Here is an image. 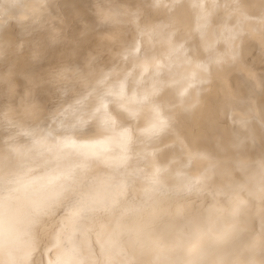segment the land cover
I'll list each match as a JSON object with an SVG mask.
<instances>
[{"label":"bare ground","instance_id":"obj_1","mask_svg":"<svg viewBox=\"0 0 264 264\" xmlns=\"http://www.w3.org/2000/svg\"><path fill=\"white\" fill-rule=\"evenodd\" d=\"M12 3L0 264H264V0ZM154 107L171 119L158 136ZM49 129L77 143L127 130V159L57 161L33 145Z\"/></svg>","mask_w":264,"mask_h":264},{"label":"snow or ice","instance_id":"obj_2","mask_svg":"<svg viewBox=\"0 0 264 264\" xmlns=\"http://www.w3.org/2000/svg\"><path fill=\"white\" fill-rule=\"evenodd\" d=\"M5 2L6 0H0V20H3L4 17L8 15V9L4 7ZM19 4L20 0H13L12 6L16 7ZM205 71H207L206 68ZM200 83L207 84L209 81L207 79H202ZM147 100L148 96L145 95L140 102H146ZM104 106V102L101 100V105L100 108L97 109V112H99ZM153 111L155 113L154 120L146 131L151 133L153 136H158L169 129L171 119L164 117L158 108L154 107ZM130 140L131 137L129 132L126 130L109 140L84 141L82 143H77V141L68 137L57 138L53 135L52 130L49 129L46 134L34 136L33 145L34 147L53 153L57 161L61 158L62 153H64L66 149H74L81 156V162L78 165L80 168L87 167L89 159L99 160L110 167H119L120 164L127 159ZM113 146L119 149L118 155H109ZM73 173L74 169H64L59 171L57 175H49L47 177V181L48 183H56L61 179L70 180ZM42 179H45V177L35 178L30 183L35 184ZM2 212L3 206L0 204V216H2ZM53 264H66V261L62 258V256L58 255Z\"/></svg>","mask_w":264,"mask_h":264}]
</instances>
